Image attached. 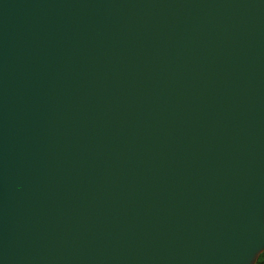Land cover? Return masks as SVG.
Listing matches in <instances>:
<instances>
[{"label": "water", "instance_id": "water-1", "mask_svg": "<svg viewBox=\"0 0 264 264\" xmlns=\"http://www.w3.org/2000/svg\"><path fill=\"white\" fill-rule=\"evenodd\" d=\"M264 0H0V264H255Z\"/></svg>", "mask_w": 264, "mask_h": 264}, {"label": "trees", "instance_id": "trees-1", "mask_svg": "<svg viewBox=\"0 0 264 264\" xmlns=\"http://www.w3.org/2000/svg\"><path fill=\"white\" fill-rule=\"evenodd\" d=\"M255 264H264V251L259 255Z\"/></svg>", "mask_w": 264, "mask_h": 264}]
</instances>
